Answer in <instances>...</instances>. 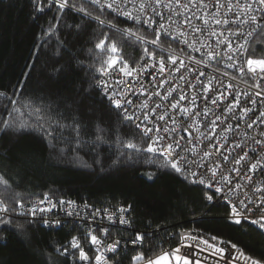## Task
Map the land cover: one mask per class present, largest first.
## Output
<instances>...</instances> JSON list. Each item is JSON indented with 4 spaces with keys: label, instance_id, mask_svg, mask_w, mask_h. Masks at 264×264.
Returning a JSON list of instances; mask_svg holds the SVG:
<instances>
[{
    "label": "trees",
    "instance_id": "obj_1",
    "mask_svg": "<svg viewBox=\"0 0 264 264\" xmlns=\"http://www.w3.org/2000/svg\"><path fill=\"white\" fill-rule=\"evenodd\" d=\"M69 4L60 10L57 0H0V91L6 93L0 97V204L47 197L99 209L128 207L132 231L111 229L106 238L142 233L144 246L118 251V264H133L137 254L146 258L139 264L159 256L164 245H175L181 229L234 244L264 264V229L242 220L236 224L227 206L207 201L203 185L144 151L147 140L96 88V69L110 55V43L130 67L146 59L145 47L152 53L159 47L177 51L175 44L164 38L158 47L126 40L110 22L120 29L141 26L86 1ZM105 33L101 52L95 44ZM141 34L155 38L147 29ZM249 57L264 59V25L246 46ZM36 108L39 121L29 115ZM128 143L141 150L127 148ZM4 220L9 223H0V264H80L79 249L67 245L74 236L90 257L95 255L88 232L73 221L46 229L22 218ZM152 228H164L162 237L150 238Z\"/></svg>",
    "mask_w": 264,
    "mask_h": 264
},
{
    "label": "built area",
    "instance_id": "obj_2",
    "mask_svg": "<svg viewBox=\"0 0 264 264\" xmlns=\"http://www.w3.org/2000/svg\"><path fill=\"white\" fill-rule=\"evenodd\" d=\"M82 1L90 3V0ZM102 2H104V0H102ZM141 2L142 0H136L137 8L134 10L135 14H139L138 6ZM180 2L181 4H187L188 0H180ZM232 2L234 5L233 11L239 13L242 17H244V19H247V16H245L244 13H241L239 8L235 6V0H232ZM239 2L240 4H245L246 0H239ZM196 3L199 4V0H196ZM205 3L207 8L200 9V11L197 12L198 15H203L205 11H216V9L213 7L215 0H205ZM221 3L226 4L227 0H221ZM169 4H171V7H167ZM129 7L131 10V6ZM253 7L257 8L259 6L254 4ZM173 9L180 13V15H174L172 11ZM103 11L115 14L110 12L107 8H105ZM196 11L197 10L191 8V6H189V8L180 7L177 9L176 0H162V6L159 8L156 7L154 0H148V6L146 7L145 13L141 15L140 18L143 20L147 19L148 17H152L153 19L160 21L161 17L155 15V12H160L164 17L161 22L165 24V28L162 31L170 33L171 36H176L180 31L179 22L183 20L184 15L186 14L191 16L193 12ZM223 11L224 10L221 9V12ZM255 14L258 17L260 16V12H256ZM169 16H172L173 19L177 21V23L171 24L168 21ZM126 20L134 24L133 21L128 19ZM193 24L200 27L203 26L199 20H193ZM135 25L141 26L138 24ZM263 25L264 20H259L257 24L244 23L228 25V28L232 29L233 32L238 29L241 33H243V35L239 37L230 33L224 28L212 25V27L217 28L218 34H222V39L225 41H231L232 49L230 51L227 49L226 43L217 44L216 37L210 36L205 38L201 36L197 41L194 38L190 27L185 25L184 27L188 29V34L180 40H173L171 39V36L164 37V39L175 43L180 52L171 50L169 48L159 47L160 51L153 53L155 59L149 60L148 57H146L145 60L133 66V68H137L138 71L142 73L139 76V80L143 82V89H141L140 85L135 82L137 77L136 73H133L132 77L127 78L123 77L119 73H113L112 76L99 75L96 88L98 92L106 98L111 107L120 112L125 121L130 122L134 127H136L137 124H141L140 128H136L148 143L151 142L149 141L148 136L155 138L157 135L163 136L165 133L161 131L158 134L153 131L149 133L148 136H145L143 132L144 127H161V129L175 128L176 131L174 133L169 132L168 135H174L175 139L179 140L180 144L186 149V151L181 154L189 157L190 159L194 157L197 163L202 165H213L214 163H219L221 164V169H218V172L223 170L222 155H227L229 152L231 153V156H237V153L243 154L244 152H249L250 156L246 161L247 163H255L256 160H260L261 163H264V118L258 119L252 128H248L246 123L249 117L256 119L259 116V112L264 111V96H257L255 94L258 91L264 92V88L255 87V84L259 82L258 75L253 76L247 73L246 68L244 73L238 71V69L245 66L246 63V46L261 30ZM156 27L158 28L159 25L157 24ZM253 29H255V31H253ZM250 32L251 35L249 36ZM185 40L187 41V45L184 43ZM201 44L204 45L203 48H201ZM209 44L212 45L211 49L207 47ZM241 45H243V48L240 47ZM190 46H194V48H201V50L195 51L194 48ZM209 50L220 52V56L212 61H208L206 54ZM241 52H244V55H240ZM229 55H233L232 61L228 60L227 57ZM170 58L176 59V64L173 65L170 62ZM161 59L164 60L166 65L165 71L162 74L159 73V61ZM181 60L184 62L183 66L180 65ZM196 61L201 62L196 63ZM233 61H235V63H233ZM150 64L155 65V67L148 68L147 71H145L144 67H140L141 65L147 66ZM149 73L155 75V79H152V76H150ZM200 73H204V75H200ZM114 78H119L121 83H113ZM165 80L167 82L163 83V87H154V85H157L158 82ZM126 81H132L131 88L134 89L135 94H132V91L129 89ZM209 82H211V87L213 89L210 95H218L217 90L225 92L226 99L220 104L219 109L216 105H213L210 102L205 106L204 100L202 99V83L209 84ZM105 83L110 85V87L107 89V94L103 88ZM192 85L196 86L195 89L191 87ZM228 85H231V87L227 88V91H225V88ZM121 91H123V93L126 95L127 100L132 101V103L124 105V109H127L126 113L123 109H116L113 107L112 103L108 99V94H114ZM141 91H144L145 95H140ZM169 91H173V95L177 100L182 93L186 95L189 100L193 97H196V105H198L202 110H209L210 114L207 118L209 121L214 119L215 114H220V109L226 108L227 104L237 97V94H239L241 106L253 109V112L249 113L248 117H245L244 120L239 121L238 126L237 120L235 118H231L232 114L228 113V118L222 117V121L220 122L221 126L217 127L215 132H213L210 127H203L199 123V121L203 119L202 116L197 117V123L192 124V122L189 120L185 121L182 126V117L177 114L173 117L176 120V123L173 124L172 119L169 118L170 116H173V110L170 109L169 104L171 97H169V100H163L159 96L153 95L151 98L148 96L149 93L153 92H160L162 95H167ZM244 93H247V96L243 95ZM114 98L120 99L121 97L114 96ZM251 100H255L256 103H251ZM182 103H187V101ZM156 104L161 105V108L157 110L158 112L162 113L165 109L168 110V115L165 116V120L161 122L156 118V114L149 113V120L145 121L144 113L148 110L145 108V105H147L148 108H155ZM126 115L131 116L132 119H126ZM237 115L243 114L237 110ZM229 124L232 125L230 129L227 127ZM185 126H189V131L187 133L184 131ZM181 136H187L192 141V143L188 144L184 140H181ZM209 138H211V143H209ZM257 140L261 141V143L257 144ZM236 143H239L243 146V152H241V150L238 148H234ZM218 147L221 148V153H217L215 151V149ZM157 148L159 149L158 145ZM192 149H195V151H192ZM205 149L212 153L210 157H203V152ZM251 149H255V152H251ZM251 157H255L256 159H252ZM181 167L182 172H184L190 178V180L196 183H199L198 181L200 179L211 177L212 174L211 167L206 170L205 168H198L195 165H192V170L196 172L195 176L191 175L189 171L183 170L185 167L183 162L181 163ZM227 167L230 169L233 167V164L229 163ZM235 167H239L241 171L239 173L224 171V175H229L232 179L231 187L233 190L229 192L227 187H225L223 184L218 185L224 187V194L223 197L221 194H216L213 202L215 204L227 206L229 209L228 218L234 221V218L231 215V207L233 204H235L238 209H243L244 205L240 204V201H245V203H247L248 200H252L253 203L249 205L252 211L242 212L241 216L237 217L242 221L251 223L249 219L244 217L251 216L253 218L259 219L261 215H264V213L257 210L256 208V205L260 204L259 197H261V193L254 191V188L264 189V175H262L259 171L255 173L247 172V175L252 177L251 181H249L245 178L244 165L241 164ZM215 179H220L219 174ZM235 185H239V187H235ZM0 206L7 207L8 209V212L0 213V220L22 218L28 221L36 222L46 229L64 227L68 221H73L74 223L80 225V227L88 233L95 232V235L102 240L100 251L98 252L97 246L93 245L95 255L90 257L83 249L86 255L89 257L87 261L80 260L78 252L77 260L80 264H96L95 257L98 254L105 257V264H118L119 258L115 257L118 251H137L144 246L143 242H138L136 245L131 243V241L135 238V235L139 233L134 232L133 236L131 237L114 236L111 238H106L107 233L105 234L100 231L101 229H107V232L111 229L132 231L130 210L128 207H124L122 205H117L112 209H99L86 205H80L76 202L65 199H61L59 201L43 199L32 204L17 202L12 207H8L3 204H0ZM32 208L38 209L35 216H33L30 212V209ZM39 209H45V211H39ZM48 209H50V211ZM121 218L125 220L124 224L120 223ZM45 220L48 221L47 224H45ZM163 229L164 228L149 229L147 235H149L150 238H155L154 236L162 237ZM140 234L142 236L145 235L142 233ZM71 240L72 239H70L67 243L68 248L71 251H76L77 249H73L71 247ZM78 240L81 245L79 238ZM162 240L164 241L165 239ZM175 240V245H164L160 254L164 255L167 253L169 255L170 264H176L172 255L174 249L176 248H180L179 254L181 256L192 254L189 258L192 260L193 264H195L196 261H199V264H250V261H246L244 257L240 255V252L231 245L206 237L193 230L181 229L177 231ZM116 241H119V244L115 246V250L111 252L107 251V245L113 244ZM204 241H207V243H204ZM188 245H191V247H188ZM217 248L224 249L223 258L221 257V254L216 251Z\"/></svg>",
    "mask_w": 264,
    "mask_h": 264
},
{
    "label": "snow or ice",
    "instance_id": "obj_3",
    "mask_svg": "<svg viewBox=\"0 0 264 264\" xmlns=\"http://www.w3.org/2000/svg\"><path fill=\"white\" fill-rule=\"evenodd\" d=\"M90 3L93 5H97L101 8V11L105 8H107L110 12L115 13L117 16H123L124 18L131 20L134 22V24L141 25L140 29H135L133 27H125L123 29H120L117 27L114 23H109L108 27L110 29L114 28L116 32L124 37L126 40H133L136 43L139 44H152L155 46H159L160 41L167 36H171L170 33L162 31L165 28V24L161 21L164 19L162 14L160 12H155V15L160 16L161 20L157 21L153 19L152 17H148L147 19H141L140 16L145 13L146 7L148 6V0H142V2L138 6V12L139 14H135L134 10H136V0H90ZM154 3L156 4V7L159 8L162 6V0H154ZM258 5L259 7L254 8L253 5ZM57 6L60 10L65 9L66 7H69V0H57ZM131 6V10L130 7ZM191 8L196 9V12H193L191 16L184 15V18L182 21H180V31L177 33L176 36H171V39L173 40H180L181 38L185 37L188 34V29L184 26L187 25L190 27L194 38L198 41L201 36L208 38V37H216V43L217 44H227V49L230 51L232 49V43L231 41H225L221 38L222 34H218L217 28L212 27V25L219 26L221 28H224L228 30L230 33L236 35L237 37L243 35L238 29L233 32L232 29L228 28V25L230 24H244V23H251V24H257L259 20H264V0H246L245 4H240L239 0H235V6L239 8V11L241 13H244L245 16H247V19H244L239 13L233 11V2L232 0H227V3H221V0H215V3L213 7L216 9V11H205L203 15H198L197 12L200 11V9H206L207 5L205 3V0H199V4L196 3V0H188L187 4H181L180 0H176V8ZM167 7H171V4L167 5ZM221 9L224 11L221 12ZM79 12L85 13V15H88V13L85 12L84 8L77 9ZM174 15H180L175 9L172 10ZM260 12V16L258 17L255 13ZM193 20H199L201 21L202 27L197 26L193 24ZM168 21L171 24H176L177 21L173 19L172 16L168 17ZM98 22L103 26L104 20L98 19ZM159 25L157 28L156 25ZM143 29H148L152 31L155 35L154 39H146L144 35L141 34V31ZM255 31V29H253ZM251 35V32L249 33V36ZM108 39V34L105 33V38L99 40L98 43L95 44V48L97 50H100L101 52L104 50L106 45V40ZM184 43L187 45V41L185 40ZM193 47L194 46H190ZM204 45L201 44V48H203ZM209 49H211L212 45L209 44L207 46ZM243 48V45L240 46ZM201 48H194L195 51H200ZM107 51L110 55L103 61V66L100 68H97L96 71L99 73L100 76H112L113 73H119L123 77H132L133 73L137 74L135 82L138 83L143 89V82L139 80V76L142 74L138 71L137 68L130 67L127 62H122L121 58L117 56L116 54L120 51L117 44L115 42L110 43L107 46ZM145 56L148 57L149 60L155 59L154 54L145 47L143 49ZM246 51V49H245ZM240 55H244V52H241ZM207 60L212 61L220 56V52H214V51H207ZM228 60H233V55H229ZM143 59V57H142ZM170 62L174 65L176 64V59L170 58ZM201 61H196V63H200ZM235 63V61H233ZM184 62L181 60L180 65L183 66ZM207 66V65H206ZM140 67H144L145 71H147L148 68H154L155 65H141ZM165 62L163 59L159 61V73H163L165 71ZM245 68L247 69V73L253 75V76H259V82L255 84V87L257 88H264V59H256L249 57L246 59L245 66L240 67L238 69L239 72L244 73ZM150 76H152V79H155V75L152 73H149ZM200 75H204V73H200ZM167 82L161 81L158 82L157 85H154V87H163V83ZM113 83L120 84L121 81L119 78H114ZM126 83L129 86V89L132 91V94H135L134 89L131 88L132 81H126ZM110 87L108 84H104L103 88L105 89V92L107 94V89ZM195 89V85H192ZM231 85L226 86L225 91H227V88H230ZM174 91V89H173ZM173 91H169L167 95H162L160 92H153L149 93L148 96L151 98V96H159L163 100H169V97H171V100H169L170 109L173 110V116H170L169 118L172 119V123L175 124L176 120L173 118L175 115L179 114L182 117V126L185 121H191L192 124L197 123V117H203L202 120L199 121V123L203 127H210L213 132H215V129L219 126H221L220 122L222 121V117L228 118V113L232 114L231 118H235L237 120V126L239 125V121L244 120L245 117H248L249 113L253 112V109L242 107L241 101L239 99V94H237V97L230 101L226 108L220 109V114H215L214 119L208 120L209 117V110H202L198 105H196V97H193L189 100V98L184 95L183 93L180 94L179 99L177 100L176 97L173 95ZM213 91L211 87V82L209 84H203L202 83V99L204 100L205 106L210 102L213 105H216L217 108H220V104L226 99L225 92H221L217 90L218 95L213 96L210 95V93ZM257 96H264V92L258 91L255 93ZM140 95H145L144 91H141ZM243 95L247 96V93H244ZM6 96V93L0 91V97ZM114 96H120V99H115ZM108 99L112 103L113 107L116 109H123L124 112H127V109H124L125 104H130L132 101L126 99V95L121 92H117L114 94H108ZM175 101V102H172ZM184 101H187V103H182ZM251 103L255 104V100H251ZM12 104H15L16 101H11ZM195 106V107H193ZM145 108L148 109L147 112L144 113V120H149V113L156 114V118L163 122L165 120V116L168 115V110L165 109L162 113L158 112L157 110L161 108L160 104H156L155 108H148L147 105H145ZM237 110H239L240 113L243 115H237ZM40 113L41 109L36 108L33 113H30V116H34L38 121L40 119ZM126 119H132L131 116H125ZM264 118V111L259 112V116L256 119H252L249 117L247 123L248 128H252L253 125L257 122L258 119ZM5 126L7 127V122H5ZM27 123L21 124V128L27 127ZM41 128H43V125H40ZM137 128L141 127V124L136 125ZM227 127L230 129L232 125H227ZM54 130V129H53ZM47 135H51V132H47ZM155 131L156 133H160L163 131L165 135L160 136L157 135L155 138L148 136L149 133ZM176 131L175 128H163L161 127H144L143 132L145 136H148L150 143H148L146 149H143L144 151L148 153H158L159 156L165 157L166 161L170 163L171 167L175 169L177 172L182 171L181 163L185 165L183 170L189 171L191 175L195 176L196 172L192 170V165H195L198 168H205L206 170L211 167L212 168V174L211 177H206L205 179H200L198 182L202 185H204V188L207 189L205 191L204 195L208 202H212L216 196V194H221L223 197L224 194V187L218 186L223 184L225 187H227V190L230 192L233 190L231 187L232 185V179L229 175H224V171H229L233 173H239L241 169L239 167H235L238 165L243 164L244 170H245V178L249 181H251L252 177L247 175V172H257L259 171L262 175H264V163H261L260 160H256L255 163H247L250 153L244 152L243 154L237 153V156H231V153L229 152L227 155H222V162H223V170L217 171L218 169H221V164L214 163L213 165L208 164H199L195 160V158H189L187 156L182 155L181 153L185 152L186 149L180 144L179 140L175 139V136H169L168 133L172 132L174 133ZM184 131L187 133L189 131V126L184 127ZM181 140H184L186 143L190 144L192 141L187 136H181ZM209 143H211V138H209ZM257 144H260L261 141L257 140ZM157 145L159 146V149L157 148ZM129 149H135L137 151H140L141 149H137L136 146L132 143H128L126 145ZM234 148H238L243 152V146L239 143H236L234 145ZM192 151H195V149H192ZM215 151L217 153H221V148H216ZM251 152H255V149H251ZM212 153L208 152L206 149L203 152V157H210ZM231 157V160H230ZM252 159H256L255 157H251ZM232 163L233 167L228 168V164ZM219 174L220 179L216 180V176ZM3 180H0V183H3ZM235 187H239V185H235ZM214 189V191H213ZM255 192H260L261 197L260 204L256 205L257 210L264 213V189L261 188H254ZM45 200H47V197H45ZM71 203V202H70ZM253 203L252 200H248L247 203L245 201H240V204L244 205L243 209H238V207L233 204L231 207V215L234 218V222L236 224H240L241 220L237 217L241 216L242 212H251L252 209L249 207ZM50 211V209H48ZM38 209L32 208L30 209V212L33 216H35ZM39 211H45V209H39ZM8 212L7 207L0 206V213H6ZM246 219H249L250 222L253 225H258L260 229H264V215H261L259 219L253 218L251 216L244 217ZM0 223L2 224H8V220H0ZM48 221L45 220V224H47ZM120 223L124 224L125 220L123 218L120 219ZM103 233H107V229H101L100 230ZM88 236L90 237V243L92 245L97 246V251H100V246H102V240L99 239L95 234L92 232L88 233ZM215 239V237H213ZM143 236L141 234H136L135 238L131 241L133 245H136L138 242H142ZM204 243H207V241H204ZM119 244V241L114 242L113 244L107 245L106 250L111 252L115 250V246ZM211 246V245H210ZM71 247L73 249H79V258L82 261H87L89 257L86 255L85 251L80 247V243L77 237H72L71 240ZM188 247H191V245H188ZM233 248L236 247V245H232ZM67 251V249H65ZM217 252L221 254V257H224V249L217 248ZM180 248L174 249L173 252V258L176 261V264H193L192 260L189 258L192 254H189L187 256H181L180 254ZM241 256L244 257L246 261H250V264H259V262L255 259H251L248 256H245L244 253H240ZM146 258L143 254H137L132 257L133 264H139V262L144 261ZM169 259V255L165 253L163 256H158L155 260H148L147 264H161V261H167ZM96 264H105V257L102 255H96L95 257ZM195 264H199V261H196Z\"/></svg>",
    "mask_w": 264,
    "mask_h": 264
},
{
    "label": "bare ground",
    "instance_id": "obj_4",
    "mask_svg": "<svg viewBox=\"0 0 264 264\" xmlns=\"http://www.w3.org/2000/svg\"><path fill=\"white\" fill-rule=\"evenodd\" d=\"M113 15H115V14H113ZM117 16V15H116ZM118 17H120V16H118ZM121 18H123V17H121ZM124 19V18H123ZM126 20V19H125ZM172 42V41H171ZM173 43V42H172ZM175 44V43H174ZM175 46L177 47V45L175 44ZM177 49H178V47H177ZM172 50V49H171ZM174 51H176V50H174ZM177 51H179L180 52V50L178 49ZM119 112V111H118ZM120 113V112H119ZM130 123V122H129ZM131 124V123H130ZM132 125V124H131ZM133 126V125H132ZM134 127V126H133ZM135 129H137L136 127H134ZM138 130V129H137ZM139 132V131H138ZM140 133V132H139ZM43 199H45V198H43ZM43 199H38V200H43ZM38 200H35V201H32V202H26V203H34V202H36V201H38ZM24 203V202H23ZM28 221V220H27ZM30 222H32V221H30Z\"/></svg>",
    "mask_w": 264,
    "mask_h": 264
},
{
    "label": "rangeland",
    "instance_id": "obj_5",
    "mask_svg": "<svg viewBox=\"0 0 264 264\" xmlns=\"http://www.w3.org/2000/svg\"><path fill=\"white\" fill-rule=\"evenodd\" d=\"M159 256H163V255H159ZM157 257H158V256H157ZM157 257H155V258L152 259V260H155ZM175 263H176V261H175ZM144 264H147V262H144ZM161 264H170L169 259H168L167 261H161Z\"/></svg>",
    "mask_w": 264,
    "mask_h": 264
}]
</instances>
